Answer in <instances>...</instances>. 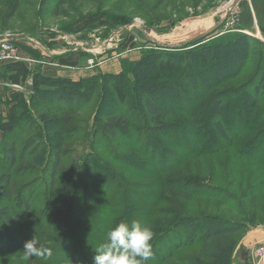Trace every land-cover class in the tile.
I'll use <instances>...</instances> for the list:
<instances>
[{"label": "rangeland", "instance_id": "rangeland-1", "mask_svg": "<svg viewBox=\"0 0 264 264\" xmlns=\"http://www.w3.org/2000/svg\"><path fill=\"white\" fill-rule=\"evenodd\" d=\"M15 1L0 0V36L4 37L0 49L3 42H11L26 57V43L48 47L58 36L80 53H89L85 62L95 72L90 77L101 80L105 74L123 73L129 89L123 88L127 94L119 102L113 83L98 81L90 101L72 114V121L60 134H55L47 131L39 115L49 119L58 117L59 112L32 102L30 78L14 83L9 77L12 72L0 63V120L8 118L13 105L18 110L17 131L7 137L37 146L34 155H25V160L13 167L12 184L17 193L12 200L18 203L16 195L31 196L32 208L21 229L8 225L13 238L6 246L11 249L0 246V264H22L23 245L34 235L51 248H58L60 241L67 242L70 249L76 244L84 247L85 264H93L95 249L105 238L103 227L134 219L148 226L158 215L151 214L148 220L147 213L163 208L166 199L178 192L175 185L199 191L200 196L181 200L187 216L207 214L241 220L242 213L255 212L258 225L264 224V84L259 90V105L248 121L241 118L242 99L235 93L253 90L264 77V59L254 77L258 55L249 57L236 78L213 89L224 95V116L212 117L206 97L192 105L184 92L174 107L180 109L174 110L166 119L165 129L157 132H150L153 126L143 117L144 106L137 100L131 74L135 62L149 49L161 48L159 43L167 45L164 49L183 50L177 45L194 31L221 20L233 0H63L60 6L59 0H19L20 9L8 21L6 13ZM136 21L144 23L145 28L137 33L146 44L126 31ZM37 57H29L26 66L44 73L43 66L49 60ZM116 62L117 72H104ZM182 70L177 77L186 81L190 73L185 75ZM114 115L129 126L126 132L106 135L101 124ZM216 120L223 122L231 136L228 144L215 135ZM4 140L0 134V156L5 155ZM56 149L67 155L63 157L65 170L57 178L60 193L50 195L47 159ZM189 177L197 181L195 186L185 184ZM74 181L81 185L75 188L71 184ZM94 200L98 201L95 212ZM4 205L0 202V208ZM73 219L77 221L75 228L70 225ZM197 251L196 246L180 248L165 264H186V257ZM75 264L83 262L77 260Z\"/></svg>", "mask_w": 264, "mask_h": 264}, {"label": "trees", "instance_id": "trees-1", "mask_svg": "<svg viewBox=\"0 0 264 264\" xmlns=\"http://www.w3.org/2000/svg\"><path fill=\"white\" fill-rule=\"evenodd\" d=\"M163 1L161 0L160 3ZM58 4L60 6L64 4V1L59 0ZM19 9V0H16L6 13V19L8 21L13 19ZM162 48L164 49L159 47V49L146 51L131 69L133 83L137 89V100L144 106L143 117L153 126L149 128L150 132L165 129L167 117L174 110L180 109L174 107L178 103L180 94L184 92H187L186 98L192 105L200 98L206 97L207 103H210L208 104L209 114L212 117L224 116L225 112L227 113L226 106L223 104L224 95L213 89L236 78L245 69L249 57L258 55V63L252 73L254 77L264 59V45L240 32H228L202 44H190L182 47L183 50L179 52L167 48L161 50ZM3 68L12 72L13 75L9 77L14 83L20 82L21 78L22 80L30 78L32 92L29 99L59 112L58 117L49 119L44 114L39 115L47 131H54L55 134H60L61 129L72 121V114L90 101L97 91L98 81L99 83L112 82L119 102H123L127 94L123 88L129 89V81L123 73L105 74L101 80L95 76L74 81L70 78L44 74L41 71H32L25 63L18 61L5 62ZM181 68L185 75L190 73L186 81L177 77ZM262 84H264V77L259 80L253 90L239 91L240 94L238 91L235 92L237 97L240 98L239 95H241L240 115L243 121H248L256 111ZM16 106L13 105L8 110V118L0 120V134L3 138L6 137L3 144L5 155L0 156V202H5V205L0 208V246H3L4 250L11 249L9 245L6 246V243L13 238L8 225L21 229L25 215L32 208L31 196L17 197L16 195L19 199L18 203H14L15 199L12 200L13 195L17 193L12 184L13 167L22 163L28 154L34 155L37 151L34 142L28 141L22 144L16 137L12 139L7 137V134L12 135L18 128ZM61 122L63 123L60 125ZM128 126L126 122H121L120 118L114 115L102 122L101 130L104 134L113 136L118 132H126ZM224 126L220 120L213 123L215 135L226 140L228 144L231 142V136L228 135ZM57 128H59L58 131H56ZM212 139L213 137H211V143L214 142ZM65 155H67L65 151L56 149L51 151L50 158L47 159L48 170H50L48 173L50 195L60 193L57 189V178L65 170L63 165ZM186 181V185L197 184L192 177ZM71 184L74 187L81 185L78 181ZM177 187L178 192L175 191L171 198L169 196L166 199V201L169 200L165 201L167 204L163 208L159 207L157 210L153 208L150 214L147 213L148 220L151 214H156L158 217L148 222V227L154 232L151 242L153 255L145 264H165L180 248L192 246H196L198 251L186 257V264H235L234 252L240 238L250 228L258 225L256 213H242L241 220L207 214L187 216L181 200H189L192 196L199 195V191L193 187L185 190L175 185V188ZM81 188L83 189V185ZM67 190L70 192V187ZM92 203V210L95 212L98 201L94 200ZM21 206L25 208L23 211L19 208ZM76 222L73 219L70 223L71 228L76 227ZM109 228L103 227L102 233L105 234ZM60 242L58 248L50 247L51 257L43 259L32 257L27 262L23 261L22 264H75L77 260L82 261L83 264L86 263L84 247L80 248L76 244L73 249H70L67 242ZM70 242L74 241L70 239Z\"/></svg>", "mask_w": 264, "mask_h": 264}, {"label": "crops", "instance_id": "crops-1", "mask_svg": "<svg viewBox=\"0 0 264 264\" xmlns=\"http://www.w3.org/2000/svg\"><path fill=\"white\" fill-rule=\"evenodd\" d=\"M236 8L238 10L239 27L242 30L250 31L251 33L259 31L260 35L264 37V0H240L236 4ZM244 34L258 40L264 45L262 41L257 39V37L249 35L248 32ZM63 36H66L65 38L68 39L72 38L68 34H63ZM71 40L73 42L74 39ZM82 52L80 53L77 51L72 44L70 45L65 41L61 42L58 39V36L53 39V44L48 47L40 48L35 46V44L26 43L27 56L35 58H40L37 56H41V58L49 60L43 66L44 74L70 78L74 81L82 78H89L95 74L94 70H92V68L87 65V62H85L88 56L86 54L89 53L85 52V54H83ZM111 66L112 67L108 66V69H103L104 72L115 73L119 70L118 62L113 63ZM263 237L264 224L250 228L245 234H243L234 252L235 264H253L251 249Z\"/></svg>", "mask_w": 264, "mask_h": 264}, {"label": "clouds", "instance_id": "clouds-1", "mask_svg": "<svg viewBox=\"0 0 264 264\" xmlns=\"http://www.w3.org/2000/svg\"><path fill=\"white\" fill-rule=\"evenodd\" d=\"M154 232L140 220L120 221L107 229L105 239L95 249L93 264H145L152 253ZM52 249L35 235L23 245L21 259L48 258Z\"/></svg>", "mask_w": 264, "mask_h": 264}, {"label": "built area", "instance_id": "built-area-1", "mask_svg": "<svg viewBox=\"0 0 264 264\" xmlns=\"http://www.w3.org/2000/svg\"><path fill=\"white\" fill-rule=\"evenodd\" d=\"M221 20L223 21V26L219 30H217L211 37H218L220 35H223L225 33L232 32V31L244 32V33L248 32L249 35L257 37V39H259L260 41L264 43V37L260 35L259 31L256 30L257 32L251 33L248 30L246 31L242 30L238 26L239 19H238V10L236 6L231 7L229 5L227 9L224 10ZM137 21L133 22L131 25L126 27L127 28L126 31H128V33H130V35L134 39L136 38L132 35V33H137V30L142 31L143 30L142 28H145L143 22L141 23L143 25H138ZM138 26H141V27H138ZM108 42H109L108 40L105 41V43H107V46L109 44ZM86 51H89V50L87 49ZM18 60L27 65L29 61V57L22 56L20 54V49L14 44H12L11 42H7V43L3 42L1 44V49H0V63L18 61ZM88 63H91V60H89ZM251 257L253 259V264H264V237L258 243H256L251 249Z\"/></svg>", "mask_w": 264, "mask_h": 264}, {"label": "water", "instance_id": "water-1", "mask_svg": "<svg viewBox=\"0 0 264 264\" xmlns=\"http://www.w3.org/2000/svg\"><path fill=\"white\" fill-rule=\"evenodd\" d=\"M240 0H233L232 3L230 4L231 7L236 6V4L239 2ZM203 17H206V15H204ZM223 26V21L219 20L217 23H215L214 25H211L208 28H200L199 30L194 31L193 33L189 34L186 38L185 41L181 44H178V47H185L187 45L190 44H202L205 43L215 37H211L215 31L219 30L221 27ZM132 35L136 38V40L139 43H145L146 44V40L142 39L137 33H132ZM4 39L3 36H0V41H2ZM159 46L161 45V47H166L167 45L165 43H159Z\"/></svg>", "mask_w": 264, "mask_h": 264}, {"label": "bare ground", "instance_id": "bare-ground-1", "mask_svg": "<svg viewBox=\"0 0 264 264\" xmlns=\"http://www.w3.org/2000/svg\"><path fill=\"white\" fill-rule=\"evenodd\" d=\"M205 22H206V21H205ZM138 25H141V24L138 23ZM199 26H200V24H199ZM204 26H205V24H204ZM206 28H208V26H206ZM93 50H94V49H93Z\"/></svg>", "mask_w": 264, "mask_h": 264}]
</instances>
